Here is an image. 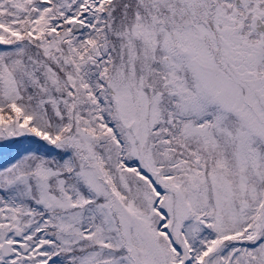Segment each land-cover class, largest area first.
Wrapping results in <instances>:
<instances>
[{
  "label": "snow or ice",
  "instance_id": "snow-or-ice-1",
  "mask_svg": "<svg viewBox=\"0 0 264 264\" xmlns=\"http://www.w3.org/2000/svg\"><path fill=\"white\" fill-rule=\"evenodd\" d=\"M0 264H264V0H0Z\"/></svg>",
  "mask_w": 264,
  "mask_h": 264
}]
</instances>
